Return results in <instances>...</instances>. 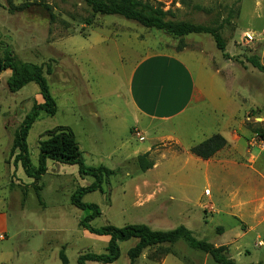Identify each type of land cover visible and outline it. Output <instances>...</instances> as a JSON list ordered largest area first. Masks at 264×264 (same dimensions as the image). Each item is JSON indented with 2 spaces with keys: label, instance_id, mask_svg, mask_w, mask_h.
<instances>
[{
  "label": "rangeland",
  "instance_id": "rangeland-1",
  "mask_svg": "<svg viewBox=\"0 0 264 264\" xmlns=\"http://www.w3.org/2000/svg\"><path fill=\"white\" fill-rule=\"evenodd\" d=\"M156 1L175 20L220 25L224 52L210 34L174 37L95 13L81 0H0L1 53L41 66L56 104L53 115L40 112L28 131L31 166L39 140L68 126L86 165L114 171L101 191L82 198L100 208L92 226L168 231L183 225L198 240L225 245L236 264H264V152L254 142L264 139V70L253 66L264 67V0H192L203 9ZM158 53L183 61L211 98L168 122H137L126 101L129 73L139 59ZM9 75H0V264H77L80 254L104 252L108 239L80 226L89 211L70 200L91 177L79 176L77 165L47 160L34 180L14 164L13 136L39 89L30 82L10 92ZM226 111L237 136L210 160L191 154L189 146L222 134ZM163 133L176 135L184 148L154 140ZM145 152L152 166L142 170L137 156ZM135 242H120L111 264H131L127 252ZM163 247L169 252L146 247L133 264H218L183 239Z\"/></svg>",
  "mask_w": 264,
  "mask_h": 264
},
{
  "label": "trees",
  "instance_id": "trees-1",
  "mask_svg": "<svg viewBox=\"0 0 264 264\" xmlns=\"http://www.w3.org/2000/svg\"><path fill=\"white\" fill-rule=\"evenodd\" d=\"M91 7L93 12L102 15H118L127 20L134 21L142 27L148 29L161 30L174 37H182L188 34L205 33L210 34L217 48L224 52L225 42L220 35L221 26H207L189 21H179L174 19V13L170 9L165 10L163 5L156 0H81ZM240 1V0H238ZM180 4L190 6L192 0H179ZM192 7L203 9L197 3ZM232 12V10H231ZM3 49L0 35V75L4 71H9L10 75L6 79L7 88L10 92H16L30 82L37 84L39 94L42 96L41 103L34 102L30 110L20 121L12 140L11 156L14 164L19 163L24 174L34 180L40 179L47 170V160L64 164L77 165L78 174L81 177L92 178L90 184L76 189L71 197V203L81 210L89 213L80 221V226L92 234L98 236H108L105 251L101 253L87 252L78 255L77 264H88L89 262H99L111 264L115 262L120 254L119 243L129 239H136L135 244L128 250V257L131 264L140 256L146 247L163 248L162 254L169 252L163 245L175 244L183 239L190 247L208 253L218 264H236L227 255L225 245L213 246L208 242L198 240L191 235V232L183 225L168 231H154L143 224H127L115 226L111 224L92 226L91 221L100 215V208L96 203L83 202L82 198L86 193L101 191L102 185L109 181L113 170L103 165L88 166L84 163L78 143L75 140L72 130L68 126H57L48 131L47 138L38 142V156L36 167L31 166L29 150L27 145V135L34 121L40 112L53 115L56 112V104L50 93L49 86L43 76L41 66L21 62L14 59L11 52ZM253 66L264 70V67L253 61ZM260 137L264 138V129H260ZM226 145V139L219 133L212 134L201 142L191 146L189 152L196 157L207 160L213 157ZM148 152L137 156V161L142 170L152 166V162L147 159Z\"/></svg>",
  "mask_w": 264,
  "mask_h": 264
},
{
  "label": "crops",
  "instance_id": "crops-1",
  "mask_svg": "<svg viewBox=\"0 0 264 264\" xmlns=\"http://www.w3.org/2000/svg\"><path fill=\"white\" fill-rule=\"evenodd\" d=\"M202 90L197 79L177 56L151 54L139 59L132 66L127 81L126 101L132 109L135 121L168 122L209 101L211 97ZM36 97L38 103L43 101L40 94ZM225 115L228 119L221 135L225 136V132L228 133V138L226 136L228 143L237 136L238 126L236 121L231 120V115L227 111ZM132 128L139 130L137 127ZM154 140H169L183 147L180 139L173 133H163ZM0 236V240L4 239L2 234ZM104 237L109 239L108 236Z\"/></svg>",
  "mask_w": 264,
  "mask_h": 264
},
{
  "label": "built area",
  "instance_id": "built-area-1",
  "mask_svg": "<svg viewBox=\"0 0 264 264\" xmlns=\"http://www.w3.org/2000/svg\"><path fill=\"white\" fill-rule=\"evenodd\" d=\"M135 135L138 137L139 140L144 139V137L140 133H138V131L135 132ZM254 142L258 143L259 148L264 152V139L257 140V141L254 140ZM257 242H261V240H258Z\"/></svg>",
  "mask_w": 264,
  "mask_h": 264
}]
</instances>
